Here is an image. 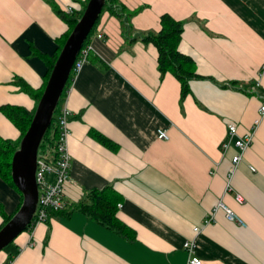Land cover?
I'll list each match as a JSON object with an SVG mask.
<instances>
[{"label":"crops","instance_id":"0c3cea01","mask_svg":"<svg viewBox=\"0 0 264 264\" xmlns=\"http://www.w3.org/2000/svg\"><path fill=\"white\" fill-rule=\"evenodd\" d=\"M88 1L0 0V108L35 113L37 103L18 83L39 94L50 76L68 30L52 4L78 16ZM117 1L139 12L125 25L102 12L89 60L62 100L71 113L65 210L21 233L0 252V264H186V241L195 242L205 264H264V116L229 192L236 149H222L228 125L239 135L253 131L264 102V0ZM164 14L184 24L178 50L198 76L183 100L179 81L159 71L156 48L137 39L158 32ZM159 131L167 139H159ZM0 138L21 139L1 112ZM109 187L130 239L80 212L67 214L88 192ZM219 201L245 227L223 211L203 226ZM21 203V193L0 177V227L2 213L14 215Z\"/></svg>","mask_w":264,"mask_h":264},{"label":"trees","instance_id":"16d2710c","mask_svg":"<svg viewBox=\"0 0 264 264\" xmlns=\"http://www.w3.org/2000/svg\"><path fill=\"white\" fill-rule=\"evenodd\" d=\"M52 5L57 13L62 14V18L67 24L68 30L62 39L57 55L54 57V59L51 61L49 65L48 75H50L53 66L55 64V61L60 51L62 50V47L64 46L68 36L70 35L76 23L83 14V12H81L78 16L65 15L57 9L55 4ZM103 11H108L110 14L118 17L123 25H125L132 16H134L136 13L139 12V10L133 12L126 11V9L123 6H121L117 0H106ZM159 22H160V30L158 32L147 33L143 36L138 37L137 39H139L143 43L152 44L156 48L158 55L157 64L159 71L163 74L169 72L179 81L181 85L180 98L181 100H183L187 96V94H189L190 91L189 81L193 78L198 77L194 73L193 61L189 57L183 55L178 50V46L181 41V35L183 33L184 24L180 21L174 20L172 17H170L167 14L162 15L159 19ZM97 23L98 21L96 22V24ZM95 26L93 27L91 33L84 42L83 44L84 46L90 43V39L92 38ZM124 28L126 30V26H123V29ZM73 77H74V72L71 71L63 95L61 96V99L59 100V103L55 109L50 127L46 131L40 143L38 149V155H37L38 158H43L50 161L53 159L55 155L56 142L58 138L57 115L59 113V109L63 100L64 93L66 89L70 86ZM48 78L49 76L47 77L46 83L48 81ZM18 84H19V89L22 92L30 95L38 104L44 89L39 94H36L22 82H19ZM0 112L3 113L7 117V119H9L14 124V126L20 131L21 139H22L30 125L34 113H27L22 108L13 107V106H3L0 108ZM21 139L19 140L18 143H14L0 138V177L10 186L15 188V190L17 189L14 186L11 178V161L13 154L19 148ZM96 139L105 147L115 150L116 147L107 138L98 134L96 135ZM117 202H118V197L113 192L111 187L101 191L94 190L85 194L84 198L80 202L75 204L74 207H72L67 212V214L80 212L82 214H85L87 217L94 220L101 226L109 230H113L118 234H120L121 236L130 239V236L133 235V232L125 224L119 221L116 217ZM64 210L61 212L52 213L51 217L60 215L61 213L64 212ZM2 216H3V225L0 227V229L12 218L13 215L6 216L5 214L2 213ZM27 229H30V225L27 227ZM130 233L131 235H129ZM10 260L11 257L8 258V262H10Z\"/></svg>","mask_w":264,"mask_h":264},{"label":"water","instance_id":"95a60500","mask_svg":"<svg viewBox=\"0 0 264 264\" xmlns=\"http://www.w3.org/2000/svg\"><path fill=\"white\" fill-rule=\"evenodd\" d=\"M106 0H89L83 14L68 36L50 73L30 125L11 161V178L22 195L18 211L0 229V252L31 224L38 201L35 180L40 143L50 127L55 109L63 95L77 54L98 21Z\"/></svg>","mask_w":264,"mask_h":264},{"label":"built area","instance_id":"2783aa9c","mask_svg":"<svg viewBox=\"0 0 264 264\" xmlns=\"http://www.w3.org/2000/svg\"><path fill=\"white\" fill-rule=\"evenodd\" d=\"M67 13L71 15L73 13V10L71 8H68ZM96 37L98 39H103L102 35H97ZM90 54L91 46L89 44L86 46L83 45V47L77 54L76 60L71 70L74 72V77L70 85H72L82 67L88 62ZM70 115L71 113L67 109L65 102L62 101L59 113L57 115L58 138L56 142L55 155L50 161L43 158H37L35 180L38 189V201L32 224H30V229H33L38 224L46 223L51 219L52 213L61 212L66 207L64 203V187L70 180L69 173L71 165V156L68 149V140L70 136L68 120ZM263 116L264 102H262V104L260 105L258 109V116L253 121V131L239 135L237 127L234 124L228 125L229 141L222 145V149L225 151L231 144H233L236 149V154L231 160L232 167L227 176L225 192H229L231 190L232 176L236 170L237 165L242 160L244 153L251 146L254 138V132L260 125ZM158 138L167 139L166 133L164 131H159ZM250 169L254 170L252 167H250ZM235 201L241 204L243 202L242 196L236 194ZM117 206L120 207V205ZM218 211H223L226 220H228L229 222L245 227V223L243 222V220L238 218L232 211H230L222 203V201H219V203L213 208L212 212L203 221V226L212 223L214 221L215 214ZM201 227L202 225L195 227L194 231L198 233ZM183 249L187 254L186 264H205L195 254L194 241L184 242Z\"/></svg>","mask_w":264,"mask_h":264},{"label":"rangeland","instance_id":"374dc122","mask_svg":"<svg viewBox=\"0 0 264 264\" xmlns=\"http://www.w3.org/2000/svg\"><path fill=\"white\" fill-rule=\"evenodd\" d=\"M39 156H40V154H39ZM6 248H7V247H6ZM6 248H5V249H6Z\"/></svg>","mask_w":264,"mask_h":264}]
</instances>
